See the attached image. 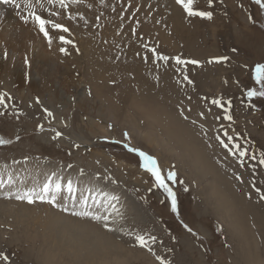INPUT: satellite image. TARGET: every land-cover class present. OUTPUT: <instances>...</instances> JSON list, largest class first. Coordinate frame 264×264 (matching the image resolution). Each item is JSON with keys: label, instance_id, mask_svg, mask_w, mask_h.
<instances>
[{"label": "rangeland", "instance_id": "obj_1", "mask_svg": "<svg viewBox=\"0 0 264 264\" xmlns=\"http://www.w3.org/2000/svg\"><path fill=\"white\" fill-rule=\"evenodd\" d=\"M85 3L87 9L68 3L66 9L45 7L36 12L69 29L64 32L46 25L51 43L37 24L29 26L31 34L24 41L31 39L26 44L0 39V57L4 54L0 62L8 63L0 70V94L5 97L0 104V137L11 141L0 145V166L55 164L57 172L80 169L94 174L99 185L125 191L133 198L132 205L115 200L105 207L108 217L111 208L118 207L120 220L115 226L104 225L111 231L117 229L122 243L116 241L123 252H129L125 253L129 259L122 257L120 264H161L157 255L170 264H256L255 249H248L251 240L245 237L244 242L237 230L241 213L245 220L252 219L257 255L264 264V164L260 163L264 158V96L247 95L251 89L264 90L256 81V66L264 64V7L256 0H213L211 4L194 0V10L212 13L208 18L189 16L176 0ZM61 35L72 43L61 41ZM153 48L168 60L158 59ZM40 54L46 55L41 59ZM176 57L200 63L177 64ZM44 60L47 63L41 64ZM21 73L30 75L31 81L36 74L37 86L19 85ZM214 99L221 104L214 105ZM175 116L210 142L214 160L227 174L228 188L237 194L234 199L240 209L226 211L224 196L213 198L207 185L211 174L206 178L199 171L189 175L187 159L164 146L162 138L180 130L168 125ZM57 132L61 135L56 136ZM129 147L155 159L161 178L176 194V211L168 193L144 166V158ZM240 151L246 155L240 156ZM170 172L176 173L174 180L168 179ZM24 202L0 197V254L9 257L0 264H31L42 248L45 226L40 216V220L32 219L31 212L21 210ZM64 209L68 208L62 205L59 211L65 213ZM68 210L65 214L77 216ZM138 234L156 238L148 240L152 252L136 242Z\"/></svg>", "mask_w": 264, "mask_h": 264}, {"label": "bare ground", "instance_id": "obj_2", "mask_svg": "<svg viewBox=\"0 0 264 264\" xmlns=\"http://www.w3.org/2000/svg\"><path fill=\"white\" fill-rule=\"evenodd\" d=\"M16 2L18 4H20V8H16L14 5H11V4L0 3V32H2L0 34L1 35L0 39L1 38L7 39L8 41H10L11 44H12V40H22L24 42V44H26L27 41H30V39H31L30 38L29 40L24 41V39L28 38L29 34H31V27H29V26H32L35 23L30 24L33 21L31 18H29L28 22H30V23L27 24L21 18L22 16H27L28 11H29L26 7L25 0H16ZM66 2L69 3L71 5V7H74V8L75 7H78V8H84L85 7L86 8L85 0H79V2H76V3L71 2V0H66ZM32 3L35 5L33 10L36 11L37 13H40L41 11H43V9H45V7H47L46 9H54V8L58 9V7H60V5L58 3H49L48 0H40V3L43 4V8L39 7V5L36 3V0H32ZM18 12L20 13V15H17ZM84 13H85V11H84ZM42 14H43V12H42ZM83 15H86V14H83ZM50 28L52 29L51 26H50ZM33 41L35 42V45L37 44L40 46L39 39H35ZM14 42H17V41H14ZM10 43L7 42L6 44H10ZM30 44H31V42H30ZM1 47L4 48L5 46L3 47V45H2ZM30 47H31V45H30ZM24 49H25V47H24ZM11 50H12V48H11ZM9 51L10 50L8 49V52ZM0 52H2L1 49H0ZM13 52L11 55L14 56ZM42 53H44V52H42ZM18 54H17V59L19 57ZM3 55L0 57L1 60L3 59L2 58ZM19 55L21 56V53ZM44 55H46V54H44ZM44 55L40 54V58L43 59ZM7 57L10 59L12 56L9 57L7 55ZM7 57H6V59H7ZM28 58H29V56H28ZM17 59L15 60L16 63H18ZM37 59H38V57H37ZM11 60L12 59H10V61ZM24 60H25V58H24ZM32 60H34V59H32ZM54 61H56V60H54ZM13 62H14V60L12 61V63ZM4 63H7V62H5V61L0 62V70H1V68L2 69L4 68ZM45 63H47L46 60L42 61L41 64H45ZM24 64H22L23 65L22 70L25 69V65H27L28 63H26L25 65ZM29 64H31V63H29ZM33 64H34V62H33ZM9 65H11V64L9 63ZM15 65L16 64H14V67H15ZM20 65L21 64H17V67H19V69L21 68ZM39 65L40 64H38V66ZM53 67H55V65H53ZM37 68L38 67H36L35 70H37ZM22 70H20V71H22ZM14 71H15V69H14ZM37 72H38V70H37ZM30 73L31 72H29L28 74H30ZM28 74H22L21 73V75H19V76L17 75L18 76V82L17 83L19 85L27 84V86H28V84H31L33 87L31 85L30 86L32 88H34L35 85L37 86L39 77H37L36 74H34V79L31 81V79H30L31 74L30 75H28ZM14 75H16V74H14ZM38 76H40V75H38ZM3 77L4 76L2 75V78ZM10 81H12V80H10ZM10 83L12 84V82H10ZM18 84H17V86H18ZM14 87H15V85H14ZM63 91H65V90H63ZM156 119H157V117H156ZM168 125L173 129L180 127V130L178 133H176L174 135H171L167 138H162V142H163L164 146H167L168 149L171 151L173 150V152H172L173 155L175 154L178 158L187 159L184 162L189 163V164H187V167L189 170V175L193 174L195 171H197V172L199 171V172H201L202 175H204V178H206V176H208V174H211V180L207 181V183H208L207 185H209V188L211 189V194H212L213 198H215V197L217 198L219 195L224 196V199H222V200L229 207V208H227L226 211H228L229 209H232L233 211H235L236 208L240 209L241 206L235 204L236 201L234 198H236V196L234 194H236V193L230 189L231 187L228 188V184L230 185V181L227 178L228 177L227 174H224L221 171L220 164L218 163V161L215 162V160H214V155H212V153L210 151V149L212 148L211 147L212 145L210 146V142H208V141L204 142V139L202 138L200 133H198L195 130L194 127H191L186 122L182 123V121L176 116L174 118L171 117ZM149 129H151V128L149 127ZM187 131H188V133H187ZM147 132H149V131H147ZM148 135H151V134L148 133ZM167 147H165V148H167ZM177 157H175V158H177ZM217 160H218V158H217ZM184 164H183V166H184ZM3 166H0V180L5 181V183L3 184L2 187H0V197L1 196H6L8 198L15 197L18 192L22 194L24 192H27L30 189H33L36 192H39L42 185L47 181L48 177H50V176L52 177L53 181L59 179L62 185H66L68 181H71L73 188H74V191L71 193L68 192L66 188H64L61 192H59L56 195V203L55 204L51 203L52 206L49 205V203L47 201H45V202H47L48 205L43 204V203L39 204L38 203L39 201L35 202L33 204H28V202L20 203L23 206V207L21 206V208H22L21 210L23 212H31V215L29 217H31L32 219H39L40 220V217H41V219H42L41 222L43 223L42 225L45 226V233L44 232L42 233L43 234L42 235L43 236L42 248H40L37 251L36 257L34 259H32V260H34V262H31V260L29 261L31 264H83V263L84 264L85 263L86 264H95V263L108 264L112 260L118 261V264H120L119 262L122 260V257H123V260L129 259L128 255L125 254V253H129L128 250L126 251V249L124 248L125 251L123 252V246L119 242L116 241V239H117L118 241H121V243H122V239L119 238L120 236L118 237L115 234L117 232V229H116V231H111L109 228L107 229L104 226V223H109V225L115 226V223L118 222L120 219L117 216V211H118L117 204L111 208L110 216L108 217V214L106 213L107 210H105V209L107 208L106 206L111 201L107 200L102 195V193H107L109 195L117 196L119 198L118 200L123 202V205L129 204L128 206H130L134 203V202H132V201H134L133 198L130 196L127 197V195L124 193L125 191L123 192L120 187L117 188V187H110V186L107 187L106 185H99V181L95 179L94 174H85L84 172L81 173L80 169L66 170V168H61L60 172H57V168H56L57 166L55 164H49L48 165V164H43V163H29V162H27V163H13V164H9L8 166H5V167H3ZM63 170H65L66 172H70V173L63 172ZM53 173H55V175H53ZM187 174H188V172H187ZM69 175H73L74 177L70 178ZM9 176L12 179V183H7ZM223 184H227L226 188L225 187L222 188ZM95 185H98L99 187H97ZM217 185L221 186L220 190H217L215 188V186H217ZM88 191H91V193L89 195H88ZM9 192H11L12 195H10V196L7 195V193H9ZM83 197L88 198V206L86 208L84 207V205L81 202ZM93 197H95V199H93ZM219 197H221V196H219ZM244 200H246V199H244ZM244 200H243V202H245ZM97 201H99V202L97 203ZM237 203H239V202H237ZM74 204L77 206L74 207L73 206ZM9 205H11V204H9ZM62 205L69 209V210L64 209L65 213L68 210V211H71L72 213L77 214L80 211L85 209L86 211L91 212L95 216L101 217L102 215H105L106 217H108V219L110 218L109 220H111V222L108 219L107 220L93 219V215L91 218H87V219L81 218L80 217L81 215H78V214H77V216L70 215V214L67 215V214L59 211V210H61ZM128 206H126V207H128ZM53 207H55L56 210L53 209ZM77 207H79V209ZM37 209H38V211H37ZM34 210L37 211L36 216H34L35 215L33 213V212H35ZM64 210H62V211H64ZM246 211H247V207H246ZM101 213H102V215H101ZM240 215L242 216L243 219H240V216H237V218H239V220L236 219V222L238 224L237 225L238 226L237 227L238 233L241 235L244 242H245V237H249L248 239L251 240V242L248 243V245H249L248 249L249 250L255 249V251H256V255H255L256 261L255 262H256V264H258L262 260H260L258 258V255H257L258 250H259L258 249V243H257V240L254 237L253 232L249 226V224L251 222L249 223V218H248V220H245L242 213ZM33 216H34V218H33ZM256 217L258 218V214ZM34 224H36V223L34 222ZM39 227L41 228V226H39ZM56 235H59L60 238H56ZM119 235H120V232H119ZM33 238H35V237H33ZM52 242H54V243H52ZM130 245H131V243H130ZM246 246H247V244H246ZM63 256H67L71 261L63 262L62 261ZM64 259H66V258H64ZM154 260H155V258H154ZM261 264H263V261L261 262Z\"/></svg>", "mask_w": 264, "mask_h": 264}, {"label": "snow or ice", "instance_id": "obj_3", "mask_svg": "<svg viewBox=\"0 0 264 264\" xmlns=\"http://www.w3.org/2000/svg\"><path fill=\"white\" fill-rule=\"evenodd\" d=\"M49 3H58L60 5L61 8H68L69 4L66 2V0H48ZM71 2L76 3L79 2V0H71ZM213 2V0H208V3L211 4ZM0 3L3 4H11L14 5L16 8H20V4H18L16 2V0H0ZM36 3L39 5V7L43 8V4L40 3V0H36ZM177 4L182 5L184 11L187 12V14L189 16H201V17H208L211 18L212 13L209 11H196L193 8V4H194V0H176ZM256 3L258 5H261L262 7H264V0H256ZM25 4L28 11V15L27 16H22L21 18L25 21V23L28 22L29 18L32 19V21L37 24L39 26V30L40 32H42L44 34L45 37H48L49 39V43H51V37L49 36V30L46 27V25H50L52 28L55 29H61L64 32H68L69 29L61 24V23H56L55 21H53L52 19H45L44 17H42L41 15L37 14L36 11H34V7L35 5L32 3V0H25ZM17 15H20V13L18 12ZM55 15H59V13H55ZM61 41H63L64 43H72V41L67 40L64 36H60L59 37ZM61 51H65L64 48H61ZM151 51L153 53H155L157 55L158 59L161 60H168L167 56H163L157 53V50L155 48L151 49ZM176 62L177 64H184V63H191V64H198L200 63L198 60H191V61H185V60H181L179 57H176ZM219 60H223V59H227L226 57H219L217 58ZM186 80L188 79L187 76L184 77ZM256 81L257 83L260 84L261 89H264V64H259L256 66ZM189 83H192L191 80L188 81ZM247 95L249 97H253V96H264V90H261L259 92H257L255 89H251L248 91ZM5 100V97L3 94H0V104H3ZM212 103L214 105H220L221 101L219 99H214L212 101ZM229 103H231L229 101ZM47 111V109L45 110ZM48 115L51 116L52 113L48 112ZM227 119L231 120L232 116L231 115H227L226 116ZM42 127V126H41ZM61 133L57 132L56 136H60ZM125 136H128V133H124ZM225 135H227V133H225ZM55 138V137H54ZM17 139H19V137H17ZM229 140L232 139V137H228ZM11 143L10 140H6L2 137H0V145L3 144H8ZM223 143V142H222ZM127 146V145H126ZM224 147H228L227 144H224ZM237 147L239 148L240 146L237 145ZM130 151L133 152H137L141 157L144 158L145 160V167L152 173V175L156 178V181L158 183V185L160 187H163L164 190L168 193V196L171 198L172 200V210L176 211L177 210V201H176V194L172 191L171 188H169L164 180L161 178V173L159 168L156 165V161L153 157L151 156H147L143 151H141L139 148H135V147H129ZM246 155L245 151H240V156H244ZM255 158V157H253ZM261 164H264V158H262L260 160ZM53 175H55V173H53ZM176 176L175 172H170L168 174V179L174 180ZM5 183V181L0 180V187L3 186V184ZM7 183H12V179L9 176ZM64 188L67 189L68 192H73L74 188L72 185L71 181H68L66 185H62L60 180L57 179L55 181H53L52 177H48L47 181L42 185V187L40 188L39 192H36L33 189L28 190L27 192L24 193H17L15 198L17 200H21L24 201L26 200L29 204L35 203L37 200L39 201H47L49 203L55 204L56 203V195L61 192ZM257 191L259 192L260 189L257 188ZM7 195H12L11 192L7 193ZM102 195L109 201H115L118 200L119 198L115 195H109L107 193H102ZM262 199H264V196L261 197ZM93 199H95V197H93ZM82 204L84 205V207L86 208L88 206V198L87 197H83L81 200ZM99 201H97L98 203ZM78 215L81 216H89V215H93L92 213L88 212V211H80L79 213H77ZM93 219H103V220H107L108 217H99V216H95L93 215ZM105 227H107V224L104 225ZM185 227H187L185 225ZM189 231H191V229H189ZM155 237L154 236H149V237H145L144 235H140L138 234L136 236V242L141 246V247H146L148 248L149 252H152L153 249L148 245V240H152L153 242H155ZM156 259L158 261L161 262V264H170V262L166 261L164 258H162L161 256H156ZM0 260H3L5 262H7L9 260V257L7 255L4 254H0Z\"/></svg>", "mask_w": 264, "mask_h": 264}, {"label": "crops", "instance_id": "obj_4", "mask_svg": "<svg viewBox=\"0 0 264 264\" xmlns=\"http://www.w3.org/2000/svg\"><path fill=\"white\" fill-rule=\"evenodd\" d=\"M255 209H256V208H255ZM258 213L261 214V213L259 212V210H258ZM250 220H252V219H250V217H249V223L251 222ZM249 226H250V228H251V230H252V232H253L254 237L256 238V232H255V230H254V226H253V224L250 223ZM254 232H255V233H254ZM258 245H259V244H258ZM237 254H238V253H237Z\"/></svg>", "mask_w": 264, "mask_h": 264}]
</instances>
